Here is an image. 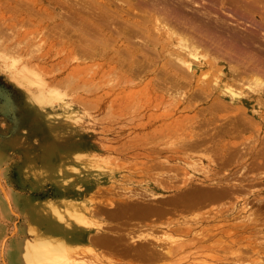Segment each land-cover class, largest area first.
Segmentation results:
<instances>
[{
  "label": "rangeland",
  "instance_id": "rangeland-1",
  "mask_svg": "<svg viewBox=\"0 0 264 264\" xmlns=\"http://www.w3.org/2000/svg\"><path fill=\"white\" fill-rule=\"evenodd\" d=\"M88 1L0 0V264L43 260L46 264L72 260H76L73 264H115L97 245L91 247L96 253L85 251L84 238L94 232L122 234L117 239L108 235L105 241L112 244L152 239L145 245L171 250L161 264H176L175 259L183 256L210 264H264V166L254 162L264 158V102L244 104V113L231 107L222 110L215 98L205 99L199 88L172 87L174 77L152 51L140 47L141 39L129 42L127 35L120 37L108 25L102 26L101 34L99 22L91 17L99 10ZM193 1L206 4L222 22L217 36H224V30L245 34L255 30L254 49L264 45V0H256L253 10L258 13L253 19L234 15L238 6L232 8L226 0L211 6ZM108 2L119 10L116 0ZM40 7L50 15L40 12ZM66 11L68 17L62 14ZM126 17L141 21L131 14ZM66 22L68 31L61 25ZM111 26L121 28L122 21ZM71 27H77V35ZM79 28L85 36L79 37ZM96 37L98 42L92 40ZM91 40L96 43L92 59L80 60L77 51L68 54L76 41L85 45ZM141 52L153 61H145ZM35 64L41 66L40 74ZM75 65L90 80L86 86L73 74ZM59 80L63 86L51 87ZM183 180L190 182V189L178 191ZM212 180L225 190L233 185L242 188L228 191L221 207L214 200L217 189L210 186ZM213 203L221 207L220 213L209 212L192 222V216ZM157 204L165 208L160 210ZM243 204L247 213L240 214ZM61 207L82 213L67 215L58 212ZM145 208H157L158 213L137 215ZM112 211L118 215H109ZM180 214L191 217L187 222L182 218L185 224L180 225L173 221ZM132 217L142 221L133 223ZM157 219L165 220L159 232ZM181 231L188 233L177 236Z\"/></svg>",
  "mask_w": 264,
  "mask_h": 264
},
{
  "label": "bare ground",
  "instance_id": "bare-ground-1",
  "mask_svg": "<svg viewBox=\"0 0 264 264\" xmlns=\"http://www.w3.org/2000/svg\"><path fill=\"white\" fill-rule=\"evenodd\" d=\"M84 1L87 2L88 0H84ZM98 1L99 0H89L88 3H86V4L91 6L93 3V5L95 7H97V9L99 10V11L97 10L98 11L97 15H94L95 13H93V16H91V17L96 19L99 22L97 24L98 25L97 28L100 29L99 31H101V34L104 33V32H102L104 30V28L102 26L105 25L107 27V25H108L111 28V30H113L120 37L127 35L128 37L126 36V38H127V41H129V42H130V40L135 39V37L139 38V39L136 38V40L140 41V39H141L140 47L142 49L152 51V53H154L156 55V57L162 61V66H163V69L165 70V72H167V74L169 73V75H172L174 77L175 81L173 80L174 82H173L172 87H174L175 84L180 86L178 88H181V86H184V85L190 86V87H192L191 91L194 88H199L202 91V93L205 95V99L215 98V102L216 103L219 102L221 104L220 106H217V107L218 108L223 107V108H221L222 110L228 109V107H231L233 110H236V111H240V109H241V111H243V113H244L246 111V109L243 108V107H245L244 104L248 105L251 103V104L255 105L259 102H264V100H262V98H264V83H263V80H264V45L258 46V44H257L256 47L258 48V50L254 49V47H255L254 44L258 40V36H257V33L255 30L249 31L248 34L247 33L246 34L240 33L236 30L230 31V33H229V31L224 30V36H222V35L217 36L216 30L219 31L220 33H222L221 26L219 23L221 21L218 18H216V16H214L209 11V9L204 7L206 4H204V6H201V3L200 4L196 3L193 0H116L117 1L116 3H118L117 5L119 7L118 9L121 11H119V10L116 11V10L112 9L110 7V3L108 2V0H101L100 2H98ZM200 1L201 2L204 1V3H207V5L211 6L217 0H200ZM223 1L224 0H221V2H223ZM226 1L230 4V6L232 8L235 6H238L237 8H233L234 13H235L234 15H237L238 17L247 16V17L253 19L255 17V15L258 13V12L256 13L253 10L254 9L253 6L256 3V0H226ZM90 2H92V3H90ZM240 2H244V5H238ZM65 3L66 2H64L63 4L66 5L67 3L66 4ZM220 6H221V3H220ZM103 7H104V9H103ZM88 9H90V8H88ZM38 10L40 12L43 11L46 14L50 15V13L42 7H40ZM120 12H123V13H120ZM66 13H67V11L65 13L63 12L62 14H64L65 17H68V14H66ZM69 13H70V11H69ZM75 14H77V13H75ZM90 14H92V13H90ZM127 14L128 15L131 14L132 17L138 16L139 18H141V21H139L137 19H133L131 17L128 18V17H126ZM47 18H49V17H47ZM261 18H263L262 19V21H263L264 17H261ZM80 19L81 18H79V22H80ZM83 19H84V17H83ZM76 21H77V19H76ZM117 21H119V23L122 21L121 28L116 27V26H111L112 23L115 24ZM89 22H91V20ZM90 24H93V23H90ZM61 25H62V28L66 29L68 31L69 25L67 24V22H66V24H61ZM84 26L88 27L87 24H85ZM93 27H96V26H93ZM3 28H4V26H3ZM71 29H72V27H71ZM76 29H77V27H76ZM76 29L75 28L72 29V31H73L72 33L75 34ZM81 29L79 28V30H81ZM0 31H2V30H0ZM63 31H65V30H63ZM69 31H71V30H69ZM57 33H60V35L62 34L59 30L57 31ZM97 33H99V32H97ZM49 34H52V33L49 32ZM80 34L85 36V32H83L82 30L79 31V37H80ZM75 35H77V34H75ZM52 36H53V34H52ZM81 38L85 39V37H81ZM97 38L98 37H96V39H92V40H94V41L97 40V42H98ZM0 40H1V37H0ZM92 40H91V43H92ZM80 41H76V43L72 44V46H71L72 48L68 49V54H72V55L75 54L76 55V51H77L80 54L79 59L83 58L82 60H84V59L86 60L87 58H91V55L95 54V51H94L95 49H94L93 44L96 41L93 42L92 44H90V43L87 44V42H86L85 45L82 44ZM4 42H6V41H4ZM83 43H85V42H83ZM99 43H97V45ZM18 45H20V44H18ZM95 45H96V43H95ZM121 45L129 50L128 47H130V46H127L125 43H121ZM136 46H139V45H136ZM102 48L103 47H101L100 49L102 50ZM5 49L7 50V47H5ZM128 50H126V51H128ZM105 52H106V50H105ZM115 53H117V52H114V56L116 55ZM142 55H143V58L145 59V61L146 60H147V62L153 61V60L151 61V58H150L151 56L147 57L144 53L141 52V56ZM130 58H132V57H130ZM31 60L35 61V59H31ZM36 60H38V59H36ZM74 60L76 61L77 58ZM33 61H30V62H33ZM41 61L43 62L45 60L41 59ZM118 62L121 63V60L119 58L117 59V63ZM40 67L41 66H39L38 64L34 65V68L37 69L38 74H40V71H41ZM130 67H132V64ZM147 67H148V65H147ZM73 68H75V70H72L73 74L76 76L79 75L78 79L81 82L80 85L86 86L85 83H88L90 80L87 79L85 71H83V68L81 70V67L76 66V65ZM69 69H70V67H69ZM137 69H139V67H137ZM67 76H68V74L66 75V77ZM93 77L91 76L90 79L91 80L95 79ZM63 79H65V78H63ZM63 79H62V81H63ZM164 80H165V78H164ZM165 81L168 82L169 85H171L169 83L170 81H168V80H165ZM58 83L60 84L61 80H59L58 82H55V83L54 82L51 83V87H53L54 85L57 87L56 84H58ZM61 84H63V83H61ZM61 84H60V86L64 85V84L63 85H61ZM74 85H76V84H74ZM80 85L78 84L79 89L81 88ZM47 86H49V85H47ZM78 86L76 85L75 87H78ZM75 87L73 86V88H75ZM234 88H236V89H234ZM179 90L181 91V89H179ZM109 91L112 92V90H109ZM112 93H114V92H112ZM90 94H91V92H90ZM224 100H228L230 104L228 102L227 103L229 105L224 104L223 103V102H225ZM76 102H78V99ZM80 102H82V101H80ZM86 102L83 101L82 103H86ZM217 105H218V103H217ZM213 106H216V105H213ZM245 123L250 124L251 122H248V123L245 122ZM188 145H190V144H188ZM184 181L185 180H183V183H182L183 188L179 189L178 191L190 189V185H189L190 182H187V181L184 182ZM209 183H210L211 187H214L215 189H217V193L213 197L215 198L214 200H219V202H221V203H219L221 207H223L224 203L226 202L225 201L222 203V201H223L222 198L227 197L229 195L228 191H239L242 188L240 186H238L239 188L238 187L234 188L233 187L234 185H233V186H230V188L227 187V190H225V189H222L223 184L218 183V181L212 180ZM226 193L228 194L227 196H226ZM230 195H231V192H230ZM201 204H199V205H201ZM214 204L215 203L209 205L210 208L206 211H203L200 215L196 214L195 215L196 217H194V216L182 217V215L180 214L179 220L177 218L173 221L176 222L177 224H180L181 222L184 223L183 219L185 222H187L188 221L187 217H191L192 222H193V220H198V219L200 220L201 218L207 217L209 212L220 213V212H218V209L220 210L221 207L219 205H216V204L214 205ZM260 205H262V204H260ZM205 206H207V205H205ZM0 207H1V201H0ZM241 207L242 208H240L239 212H241L240 214H243L246 212V206H244V204H243ZM224 209H225V207H224ZM156 211H157V208H153V209L152 208L151 209L145 208V211H143L142 214H145V215L146 214H152ZM58 212H60V213L63 212V213H66L67 215H71V214H74L75 212H77L78 215L80 216V213H82V210L61 207L58 210ZM59 217H61V216H59ZM62 218H63V215H62ZM212 218L213 217H210L209 219H212ZM243 219L244 218L242 217V220ZM246 219L250 222H254V220L250 219L249 217H247V218L245 217L244 220H246ZM82 221L84 222V220H82ZM196 223H197V221H196ZM244 223H241V224H244ZM64 227H68V226H64ZM183 227L186 228L184 225H183ZM79 228H80V225H79ZM81 229H84V228H81ZM55 230H57V228H55ZM61 231H63V230H61ZM178 232H179V230H178ZM183 232H185V231H183ZM186 233H188V232H186ZM186 233H182V231H181V233H178L179 235H177V236H180L181 234H186ZM167 234H169V233H167ZM99 235L102 237L98 238ZM65 236H66V234H65ZM103 236L105 237L106 235L100 234L98 232L95 234V232H94L92 235H89V237H87V239L85 237L84 238L85 242L83 243V245L88 246L87 250H85V251H87L88 253H93L94 251L91 247H92V245L93 246L95 245V243H96L95 241H97L99 243L100 242L107 243ZM0 237H1V235H0ZM167 237H165V238H167ZM67 238H69V237H67ZM76 238H79V237H76ZM76 238H75V241H77V242L82 240V239H79V241H78ZM168 238H170V237H168ZM145 240H141V241H145ZM86 241H89L90 245L86 244ZM170 241H175V240L173 239ZM113 242L114 241L109 242V244H112ZM173 243H172L173 246L178 247L179 244H175L177 242H175L174 244ZM133 244H135V243H133ZM79 245H81V244H79ZM33 247L34 246H28L27 249L32 250ZM182 247H183V244H182ZM220 248H222V247H220ZM176 249L174 248V250H176ZM138 250H140V251L142 250L143 254L147 255L150 262L155 261L156 263L167 261L165 259L168 256H170L169 253L171 254V250L170 251L167 249L163 250V248L161 249L160 247H155L154 245H152V246L142 245L141 249H138ZM179 250H182V248L181 249L179 248ZM136 252H139V251H136ZM176 252H178V251L176 250ZM94 253H96V252H94ZM94 255H96V254H93L91 256L92 259L94 258L93 257ZM172 255H173V253H172ZM178 256H179V254H178ZM178 256H176V257H178ZM188 259H190V258L183 256V257L176 258L175 261H176V264H206V263H208V261H204L202 259L201 260H188ZM31 260H32V258H31ZM40 260H42V259H40ZM49 262H51V260H49ZM55 262H57V261H55ZM75 262H76V260H72L71 263H69V264H73ZM46 263L47 262L44 260L31 262V264H46ZM159 264H161V263H159ZM208 264H210V263H208Z\"/></svg>",
  "mask_w": 264,
  "mask_h": 264
},
{
  "label": "crops",
  "instance_id": "crops-1",
  "mask_svg": "<svg viewBox=\"0 0 264 264\" xmlns=\"http://www.w3.org/2000/svg\"><path fill=\"white\" fill-rule=\"evenodd\" d=\"M158 212H154L152 214H142V213H137V215H143V216H153L156 215ZM152 218V217H151ZM117 220L119 218H116ZM132 221L134 222H140L142 221V219L140 217H132L131 218ZM148 221H154L151 220L150 218L148 219ZM162 222V223H161ZM156 225H157V232L160 231V227H162V224H165V220L163 219V221L160 220H156ZM141 230H138V233ZM158 234V233H157ZM163 234V233H162ZM129 243H131V241L128 239ZM153 242L152 239H148L147 241H135V244H126L125 247L122 245H118V244H109V243H104V242H97L95 243V245H97V250L99 252L104 253L106 258H109L110 260H112L115 264H132L133 261L138 262L140 264L142 263H150L147 255H143V251L138 250L141 249L142 245L147 244V242ZM136 242L139 244H136ZM146 242V243H145ZM139 251V252H136ZM136 252V253H135ZM155 261H151V263H153Z\"/></svg>",
  "mask_w": 264,
  "mask_h": 264
},
{
  "label": "flooded vegetation",
  "instance_id": "flooded-vegetation-1",
  "mask_svg": "<svg viewBox=\"0 0 264 264\" xmlns=\"http://www.w3.org/2000/svg\"><path fill=\"white\" fill-rule=\"evenodd\" d=\"M254 162H255V166H256V165H259V164H261L262 166H264V158H263V161H261V160H259V159H256V160H254ZM255 166H254V167H255ZM238 185H239V183H238ZM152 205H155V204H152ZM157 205H158V204H157ZM158 206L161 207L160 210L165 208V207L160 206V205H158ZM105 209H106V210H111L112 208L107 207V208H105ZM109 215H111V216H116V215H118V214L112 211V212L109 213ZM151 220H154V218L152 217ZM133 223H137V222H133ZM115 233H116L117 235H115ZM100 234H101V233H100ZM103 234H105V233H103ZM108 235H110L109 237H113V238H115V239H117V238H119V237H122V234H120V233H118V232H108ZM108 235H107V233H106V236H105V237L103 236L104 239H106V238L108 237ZM136 236H138V235H136ZM101 237H102V236L99 235L98 238H101ZM128 239L130 240V237H128ZM111 240H113V239H111ZM130 241H131V240H130ZM118 245H122V246L125 247L126 244H118Z\"/></svg>",
  "mask_w": 264,
  "mask_h": 264
}]
</instances>
